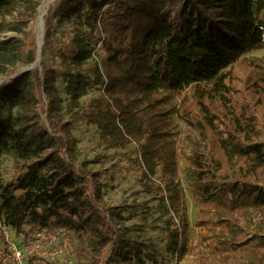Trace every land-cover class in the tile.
<instances>
[{
  "label": "trees",
  "instance_id": "trees-1",
  "mask_svg": "<svg viewBox=\"0 0 264 264\" xmlns=\"http://www.w3.org/2000/svg\"><path fill=\"white\" fill-rule=\"evenodd\" d=\"M19 1L0 0V17H12L11 30L33 22L43 0H21L20 15ZM259 7L264 0H55L39 65L32 29L24 37L0 40V71L16 46L23 47L29 67L0 82V157L12 152L19 162L17 177L0 182V214L7 223L24 237L39 231L78 234L83 243L73 251L86 264L156 261L146 243L120 230L125 218L120 208L103 202L90 161L77 160L70 122L60 116L59 79L78 104L100 87L101 94L82 111L99 128L102 144L135 142V161L146 165L155 158L151 164L161 167L171 114L167 94L193 86L190 106L174 109L202 136L190 153L201 223L211 227L205 214L212 204L238 208L240 214L250 208L264 213V61L245 56L264 45ZM97 45L108 53L106 70L91 61ZM180 236H170L177 255L185 252ZM245 245L253 248L255 264H264V234L243 228L237 239L210 244L207 257L200 245L191 250L198 264H238L233 252ZM6 255L1 248L0 264L11 263ZM27 259L54 263L38 252Z\"/></svg>",
  "mask_w": 264,
  "mask_h": 264
},
{
  "label": "rangeland",
  "instance_id": "rangeland-1",
  "mask_svg": "<svg viewBox=\"0 0 264 264\" xmlns=\"http://www.w3.org/2000/svg\"><path fill=\"white\" fill-rule=\"evenodd\" d=\"M54 1L48 5L44 15V34L49 6ZM44 2L45 0L38 6L34 21L22 26L19 30L8 28L12 20L10 15L0 17V22L5 23L0 26V40L12 36L24 37L32 29L36 33L38 46L37 22ZM23 10L20 0L17 3L15 14L20 15ZM263 15L264 8L259 7L258 16L262 18ZM67 27L63 24L60 28L64 31ZM92 48L91 61H98L102 70H106L108 53L99 45ZM10 53L12 58L3 63V71H0V82L4 78L29 68L24 61L22 46H16L10 50ZM42 54L41 52V59ZM245 56L264 61V45L247 52ZM57 85L63 98L60 116L64 121L70 122L71 134L75 139L77 160L79 162L90 161L88 167L98 174L97 180L101 185L103 202L107 206L121 209L125 219L120 220V230L129 232V236L146 243L149 250L155 254L156 261L149 260L148 264H198L195 261L197 255L191 250L196 245L201 246L202 255L207 257L210 244L221 238L235 237L237 239L241 228L248 231L250 235L255 232L264 234V223L260 222L263 220L264 213L257 212L254 208L240 214L238 208L227 209L212 204L211 209L205 214L206 219L212 222L211 227L203 225L200 221L201 208L195 198L190 153L202 136L187 123L186 119L178 117L174 109V107L181 109L190 106L193 86L185 89L180 95L167 94L166 106L171 110V114L167 122L169 134L163 139L166 166L161 167L151 164L155 158L149 164L146 162V165H143L141 158L135 161L137 156V151H135L137 143L135 142L117 148H109L101 143L99 128L82 111L92 99L101 94L100 87L90 89L87 95L79 99L78 104L65 92V82L62 79L58 80ZM183 114L189 117L184 111ZM204 146H207L206 153L208 154L211 148L210 142H204ZM18 166L19 162L14 153L4 152L0 157V182L7 183L14 180L17 177ZM139 166H143V169ZM144 171L147 173L144 174ZM167 179L172 182L175 191L168 190ZM221 215L226 219L225 222L220 221ZM176 232L181 234L180 238L185 244V252L179 255L175 254L170 243L171 234ZM58 238L59 247L64 249L63 256L52 260L47 254L48 250L44 249L42 256L46 261L61 264V259H71L73 264H86L85 258L77 256L73 251L74 247L83 243L78 234L67 232ZM233 254L237 256L238 264H255L254 250L251 245H245ZM10 262L12 264V261Z\"/></svg>",
  "mask_w": 264,
  "mask_h": 264
},
{
  "label": "built area",
  "instance_id": "built-area-1",
  "mask_svg": "<svg viewBox=\"0 0 264 264\" xmlns=\"http://www.w3.org/2000/svg\"><path fill=\"white\" fill-rule=\"evenodd\" d=\"M58 237V232L48 236L44 231L24 237L23 233H17L0 214V249L6 247L5 259L11 260L12 264H29L28 255L33 252L43 255L45 250H48L47 254L52 260L62 257L64 249L59 247ZM61 264H73V260L61 259Z\"/></svg>",
  "mask_w": 264,
  "mask_h": 264
},
{
  "label": "bare ground",
  "instance_id": "bare-ground-1",
  "mask_svg": "<svg viewBox=\"0 0 264 264\" xmlns=\"http://www.w3.org/2000/svg\"><path fill=\"white\" fill-rule=\"evenodd\" d=\"M53 0H45L42 9H41V13L39 15L38 18V30H39V37H42L44 34V15L46 13V9L48 7V5L52 2Z\"/></svg>",
  "mask_w": 264,
  "mask_h": 264
},
{
  "label": "water",
  "instance_id": "water-1",
  "mask_svg": "<svg viewBox=\"0 0 264 264\" xmlns=\"http://www.w3.org/2000/svg\"><path fill=\"white\" fill-rule=\"evenodd\" d=\"M43 37H44V34L42 37H39L38 36V57H37V60L36 62L34 63V65H39L40 64V60H41V47L43 45Z\"/></svg>",
  "mask_w": 264,
  "mask_h": 264
}]
</instances>
